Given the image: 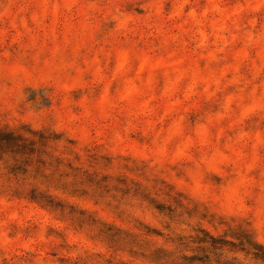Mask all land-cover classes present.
Listing matches in <instances>:
<instances>
[{
    "label": "rangeland",
    "instance_id": "obj_1",
    "mask_svg": "<svg viewBox=\"0 0 264 264\" xmlns=\"http://www.w3.org/2000/svg\"><path fill=\"white\" fill-rule=\"evenodd\" d=\"M0 264H264V0H0Z\"/></svg>",
    "mask_w": 264,
    "mask_h": 264
}]
</instances>
